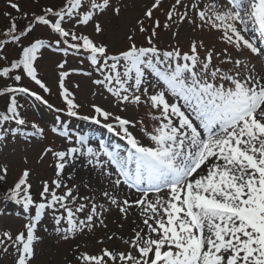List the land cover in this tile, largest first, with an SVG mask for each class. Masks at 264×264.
I'll list each match as a JSON object with an SVG mask.
<instances>
[{
    "label": "snow or ice",
    "instance_id": "6c2138e0",
    "mask_svg": "<svg viewBox=\"0 0 264 264\" xmlns=\"http://www.w3.org/2000/svg\"><path fill=\"white\" fill-rule=\"evenodd\" d=\"M7 3L27 24L19 29L17 18L4 13L9 26L0 32V79L12 83L0 87V97L7 100L6 110L0 111V141L9 131L6 124L17 126L11 129L14 135L28 124L18 98L31 97L53 112L101 125L126 141L129 152L126 156L101 152L88 146L84 137L75 140L78 146L66 150L46 148L40 159L51 153L56 160V178L51 186L42 182L41 202L37 203L31 192L30 171H22L5 199L25 211L34 208L35 215L25 224L26 233L13 237L4 231L0 250L6 254L11 247L16 254L14 264H32L34 242L39 239L37 226L48 209L54 213L63 210L64 215H54L53 220L55 231L63 233L65 240L69 234L74 238L78 233L107 229L105 214L113 209L122 220L137 209L140 223L133 235L107 236L108 240L120 239L127 250L102 247L98 253H89L77 249V264H264V78L255 73L250 58L244 57L247 52L264 58V50L245 36L250 24L264 36V0H174L163 10V23L154 17V12L163 9V0H154L137 18L127 45L117 52L78 31L91 23L100 36L104 29L99 17L109 9L115 18L121 14V7L112 5L111 0H62L61 6H47L31 16L15 0ZM183 24L190 25L193 32L219 33L225 47L217 52L206 48L203 39H191L187 51L178 45L161 50L156 44L159 31L171 30L175 39ZM38 26L55 34V50L64 57L69 49L86 54L91 71L82 74L97 73L93 84L104 88L118 104L145 105L153 121L151 131L143 121L133 122L96 104L90 106L91 114H82V106L75 103L74 94L65 85L69 75L64 70L66 59L56 63L61 70L58 94L64 108L54 107L28 87L25 80L43 93H51L39 75V61L52 44L31 36ZM137 31L148 33L146 45L136 43ZM9 45L20 48L12 60L6 53ZM214 59L232 68L225 72L213 64ZM56 121L60 126L52 132L71 143L67 125L59 115ZM137 123L150 140L147 146L130 131ZM31 128V135L43 136L45 130L37 123ZM100 147L103 149L102 144ZM81 156L95 168L104 169L106 163L115 166L118 176L111 188L102 192L104 202L78 197L74 194L77 186L65 182V168ZM7 172L6 167L0 169V181L6 180ZM104 175L110 178L111 172ZM120 177L140 193L136 200L118 197ZM61 188L65 191L58 195ZM81 199L88 202L78 203ZM65 221L66 226L61 227ZM97 243L103 245L104 240Z\"/></svg>",
    "mask_w": 264,
    "mask_h": 264
},
{
    "label": "rangeland",
    "instance_id": "374dc122",
    "mask_svg": "<svg viewBox=\"0 0 264 264\" xmlns=\"http://www.w3.org/2000/svg\"><path fill=\"white\" fill-rule=\"evenodd\" d=\"M15 2L19 3L22 11L28 13L29 16L33 12L40 13L44 7H59L62 4V0H15ZM153 2L154 0H111L112 5L121 7V14L119 18H115L113 11L109 9L99 17V22L104 29L100 36L94 33V26L91 23L79 28L78 31L89 35L94 40H102L109 46L110 52H117L127 45V35L130 34L137 18H141L143 12ZM173 2L174 0H163V9L154 12V17L159 18L163 23V10H166ZM5 12H10L17 18L19 29L25 28L27 21L8 7L7 0H0V32L9 26V18L4 15ZM147 35L148 33L140 34L137 31L135 33L136 43L138 45H146L145 37ZM31 36L45 39L52 44V47L44 50V55L39 61V75L50 87L51 93H43L38 86L25 80L24 83L28 87L43 95L54 107L64 108L63 98L58 94V76L61 70L56 67V63L66 59L67 64L64 70L69 75L65 79V85L74 94L75 103L82 106L80 108L82 114H91L90 106L96 104L133 122L143 121L147 130L151 131L153 121H151L148 115L149 109L145 105H120L117 103L115 97L104 88L93 84L92 81L98 77L97 73H93L92 76L82 74L91 71L86 54L69 49L68 56L64 57L62 52L55 50V34L50 33L44 26L35 27ZM245 36L258 48L264 50V36L260 34L255 26L250 24ZM218 37L219 33L217 32H209L207 30L193 32L190 25L183 24L179 27V36L175 39L172 37L171 30H160L159 36L156 38V44L161 50H168L170 45H178L182 50L187 51L191 39H203L206 48L219 52L225 45L219 41ZM24 42L27 45V39ZM19 51L18 45L6 47L9 60L16 58ZM201 56H203V52H201ZM244 57L250 58V64L254 66L255 73L264 78V58L250 56L247 52L244 53ZM213 64L221 67L225 72L232 68L231 64H221L216 59L213 60ZM152 78L153 76L149 74L151 81ZM11 83V80L0 79V87ZM76 85H79V87H76ZM18 99L20 104L23 105L21 112L28 124L19 129L15 135L11 129H15L17 126L14 123L6 124L5 128L9 129V131L5 134L4 139L0 141V169L6 167L8 170L6 180L2 181L3 185L0 191V236H2L4 231L10 232L13 237L20 232L26 233L24 226L35 215L34 208L25 211L21 205L5 199L8 189L14 186L22 171L25 169L30 171L29 182L32 185L31 192L37 203L41 202L39 193L42 189V182L48 181L51 186V181L56 178V160L51 153L44 156L43 160L40 159L46 148L51 147L53 150H66L67 147L78 146L75 144V140L84 137L88 142V146L98 151L119 152L122 156H126L129 152V146L126 141L109 133L101 125L92 124L90 121L69 118L62 112H53L31 97H19ZM177 102L183 104V101ZM6 104V98L0 97V111L6 110ZM57 115L67 125V131L72 138L71 143L59 134L52 132L53 127L60 126L56 121ZM33 122L44 128L43 136L31 135L33 131L31 124ZM141 127L137 123V126L134 128L130 126V131L147 146L150 144V140L141 131ZM101 144L103 145V149L100 147ZM102 159L107 161L106 157L102 156ZM109 166L111 171L108 168V163L105 164L104 169L97 168V170H93V167L87 163L86 158L81 156L68 164L64 170L63 178L69 187L73 185L77 186L74 194L78 195V197L95 198L97 202H104L102 192L110 189L112 181L118 176L115 168L110 163ZM105 171L111 172L110 178L104 175ZM69 176L72 177L71 180L68 179ZM120 179L122 185L117 190L116 194L118 197L120 199L127 198L130 201L136 200L140 196L137 189L129 188L127 184H124L123 177H120ZM64 191V188L58 189L57 194L62 195ZM87 202L82 199L78 200V203ZM54 215H64L63 210L60 209L55 213L51 209L46 210L37 226L36 235L39 239L34 242L35 255L32 264H77V261L74 259V252L77 249L80 252L89 253H98L102 247L127 250V245H124L120 239L108 240L107 236L112 233H118L124 238H128L133 235L132 230L140 223L137 209H133L126 220H122L118 210L113 209L111 212L105 214V223L108 225L107 229L97 228L94 234L78 233L74 238L69 234V238L65 240L63 239V233L55 231ZM78 216L83 218L84 213H80ZM133 221L136 223H133ZM120 223L124 225L123 228L118 227ZM64 226H66V221L61 224V227ZM98 239H103L104 244L97 243ZM15 255L11 247H9V252L6 254L0 250V264H14Z\"/></svg>",
    "mask_w": 264,
    "mask_h": 264
},
{
    "label": "bare ground",
    "instance_id": "6f19581e",
    "mask_svg": "<svg viewBox=\"0 0 264 264\" xmlns=\"http://www.w3.org/2000/svg\"><path fill=\"white\" fill-rule=\"evenodd\" d=\"M152 82H154L155 83V77H153L152 78ZM117 148H120V147H117ZM107 158V157H106ZM114 168H115V166L114 165H112ZM93 167V166H92ZM108 168H109V170H110V166H109V163H108ZM93 170H97V168H95V167H93ZM111 171V170H110ZM94 172V171H93ZM122 194V193H121ZM120 194V195H121ZM133 197V196H132Z\"/></svg>",
    "mask_w": 264,
    "mask_h": 264
},
{
    "label": "trees",
    "instance_id": "16d2710c",
    "mask_svg": "<svg viewBox=\"0 0 264 264\" xmlns=\"http://www.w3.org/2000/svg\"><path fill=\"white\" fill-rule=\"evenodd\" d=\"M0 174H2V173H0ZM3 185V182L2 181H0V191H1V186Z\"/></svg>",
    "mask_w": 264,
    "mask_h": 264
}]
</instances>
